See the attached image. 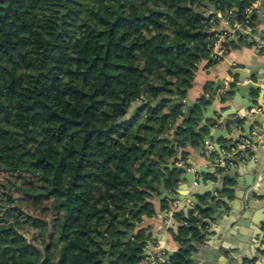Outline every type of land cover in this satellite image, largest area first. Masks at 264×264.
Masks as SVG:
<instances>
[{
	"label": "trees",
	"instance_id": "obj_1",
	"mask_svg": "<svg viewBox=\"0 0 264 264\" xmlns=\"http://www.w3.org/2000/svg\"><path fill=\"white\" fill-rule=\"evenodd\" d=\"M249 3L0 0V168L55 214L48 243L32 219L42 248L0 223V264H142L146 232L128 236L155 214L161 181L178 184L163 166L202 148L214 124H201L205 97L185 104L199 63L218 62L211 28L218 13L243 20ZM175 217L180 248L161 264H191L207 226Z\"/></svg>",
	"mask_w": 264,
	"mask_h": 264
},
{
	"label": "crops",
	"instance_id": "obj_2",
	"mask_svg": "<svg viewBox=\"0 0 264 264\" xmlns=\"http://www.w3.org/2000/svg\"><path fill=\"white\" fill-rule=\"evenodd\" d=\"M217 16L219 20L216 27L221 30L225 27V21L228 17L222 13H218ZM252 32L262 43L256 41L250 43L239 38L218 41L215 44L214 51L218 50L219 47H223L226 52L225 55L213 65H209V60L206 59L198 65L194 84L188 91L185 104L188 108L202 97H205L209 104L203 108L205 115L201 117L207 118L208 125L212 118V115L206 111V108L211 106L210 101L224 94L230 88L231 83H238L241 79L245 84L254 82L259 86L260 90L253 91L252 98L260 100L261 108L264 105V5L261 13L254 16ZM232 43L234 44L231 45ZM221 82L224 86L221 85ZM217 85H219V89L217 95H215L213 88ZM207 87H210V91H206ZM235 106L230 102L222 101L214 107V111L222 114L230 110L231 107L235 108ZM259 108L257 106L251 112H258ZM238 109L240 112L236 113L237 115L241 116L246 113L245 108L238 107ZM235 116L231 115L228 118H234ZM201 124H205V119L201 120ZM241 126H243V123L239 125V128ZM262 126H264V123L256 124L253 127V134L250 137L252 140L258 136L255 133L256 129L262 130ZM215 130L217 129L211 128L210 133L205 137L202 148L187 147L185 149L187 152L186 158H183L182 151H180L175 163L172 162V164L178 168H186L189 162H193L195 166L203 167L209 171L207 174L201 173L200 176L206 181H211L214 177V168L217 167L218 157L217 145L214 142ZM257 138L258 142L255 143L251 151L260 163L258 176H262V180H264V134ZM219 144H223V140H220ZM210 145L213 146V150L209 149ZM206 154H210L212 157L208 158ZM253 166V161L244 162L241 167L232 166V168L239 169V172H228L227 176H231L235 181L220 196L222 201L216 203L218 209L225 210V213L220 211V219L213 221L211 227L206 225L205 237L202 242L191 241L190 244L193 248L190 256L191 264H264V185H261V189L258 190L259 194L253 198L252 188L256 183L254 182L251 188H247L246 184L248 182L244 180L254 175ZM222 182L218 181L217 187L224 188ZM262 184H264V181ZM176 187L177 185L170 189L166 187V189L170 195L176 196L173 192ZM178 191L186 193L181 188ZM163 197V194H155L148 199V202L153 203L155 206V214L151 217L144 216L142 222L138 224L132 234L135 235L137 232L144 230L147 235V246L144 255L163 251L165 253L163 260H165L168 256L167 251L176 253L180 245L174 240L170 232L172 221L169 210L166 208L171 203L166 201L164 208L162 205ZM213 213V211L210 212L212 215Z\"/></svg>",
	"mask_w": 264,
	"mask_h": 264
},
{
	"label": "water",
	"instance_id": "obj_3",
	"mask_svg": "<svg viewBox=\"0 0 264 264\" xmlns=\"http://www.w3.org/2000/svg\"><path fill=\"white\" fill-rule=\"evenodd\" d=\"M222 83L223 82H221V85L224 86ZM218 89L219 85L213 88L215 95H217ZM257 90H260V88L256 83L249 82L245 84L241 79L238 83H231L230 88L224 94H221L219 97L210 101L211 106L206 108V111L212 115L210 123L213 122L214 124L211 128L217 129L214 134V142L217 145V159L223 158L225 154L240 143L242 139L251 137L253 134L252 129L256 124L264 123V111L251 112V110L256 109L257 106L261 108L260 100L252 98L253 91ZM222 101L230 102L234 104V106L236 105L240 108H245L246 113L241 116L237 115L236 113L240 112V110L235 106V108L231 107L230 110H227L225 113L218 114L214 111V107L219 105ZM202 112V116L204 117V109H202ZM231 115L236 116L234 118H228ZM200 119H205L204 125H207V118L200 117ZM241 123H243V126L239 128ZM255 133L259 137L262 136L264 134V126H262V130L256 129ZM257 137L253 140L255 143L258 142ZM220 140H223V144H219ZM206 155L208 158L212 157L210 154ZM249 161H253L254 163L252 168L254 169V175H251L244 180L248 182L246 184L247 188H251L254 182L256 183L252 188V197L255 198L254 196L259 194L258 190L261 189V185H264L262 184L264 180H262V176H258V173L260 172V163L257 158L253 156L252 151L247 152L244 156L231 158L225 169H221L218 166L214 168V177L211 181H206L202 176H200L201 173L207 174L209 171L203 167L199 168L195 166L193 162H189V164L186 165V168H178L174 165H164L163 167L165 168L167 167L180 171L177 187L173 190L176 196L169 194L165 187L164 180L161 181V188L157 191V194L164 195L162 201H169L171 203L166 208L169 210L172 221L170 229H177L181 226V224H186L185 222L181 223L176 219L175 215L178 213H184L185 216H189V213H192L199 220V222L211 227L213 221L220 219L221 212L225 213V210L218 209L216 203L222 201L220 196L224 191H227L229 186L233 185L235 181V179L231 178V176H227L228 172H239V169L232 168V166L237 165L241 167L244 165V162L247 163ZM218 181H223L222 183L224 184V188L217 187ZM179 188L183 189L186 193L179 192ZM211 211L214 212L213 215L210 214ZM203 212L209 213L208 216H204ZM131 235L132 233L129 234L128 239L131 238ZM167 252L168 256L165 260L170 259V257L175 253L174 251ZM112 262L113 261L110 258L104 261L105 264H112Z\"/></svg>",
	"mask_w": 264,
	"mask_h": 264
},
{
	"label": "rangeland",
	"instance_id": "obj_4",
	"mask_svg": "<svg viewBox=\"0 0 264 264\" xmlns=\"http://www.w3.org/2000/svg\"><path fill=\"white\" fill-rule=\"evenodd\" d=\"M29 178L32 180L31 176ZM28 187L17 174L5 172L0 168V223L13 227L28 242L42 248V230L32 225V219L47 222L49 228L44 234L48 243L55 218L53 204L49 201L35 203L33 199L26 197L24 191Z\"/></svg>",
	"mask_w": 264,
	"mask_h": 264
},
{
	"label": "built area",
	"instance_id": "obj_5",
	"mask_svg": "<svg viewBox=\"0 0 264 264\" xmlns=\"http://www.w3.org/2000/svg\"><path fill=\"white\" fill-rule=\"evenodd\" d=\"M249 6L245 9V17L243 20H233L230 21L229 18L225 21V27L221 30L216 26L211 28V32H214V36L212 40L215 41V44L218 41L229 39V38H239L243 41L252 43L256 41L258 43H262V41L255 37V34L252 32V17L255 15H259L261 13V9L264 5V0H249ZM230 14V13H229ZM228 14V16H229ZM211 54V58L214 60H220L225 55V49L223 47H219L218 50L214 51ZM264 111V105L262 108H259L258 112ZM208 144V143H207ZM255 145V142L252 138L247 137L242 139L240 143H238L235 147H233L230 151H228L223 158L217 159V166L221 169H225L227 167V163L231 158H235L237 156H244L247 152L251 151ZM210 150H213V146H209ZM165 257V253L163 251L158 253H149L144 255L143 264H161L163 258Z\"/></svg>",
	"mask_w": 264,
	"mask_h": 264
}]
</instances>
